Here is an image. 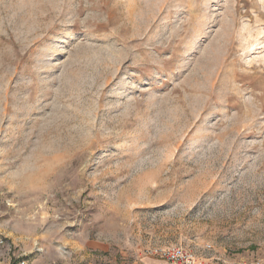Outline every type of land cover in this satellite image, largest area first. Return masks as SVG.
<instances>
[{"label": "rangeland", "instance_id": "obj_1", "mask_svg": "<svg viewBox=\"0 0 264 264\" xmlns=\"http://www.w3.org/2000/svg\"><path fill=\"white\" fill-rule=\"evenodd\" d=\"M171 246L264 264V0H0V264Z\"/></svg>", "mask_w": 264, "mask_h": 264}, {"label": "built area", "instance_id": "obj_2", "mask_svg": "<svg viewBox=\"0 0 264 264\" xmlns=\"http://www.w3.org/2000/svg\"><path fill=\"white\" fill-rule=\"evenodd\" d=\"M210 248V247H207ZM149 254L157 259L161 260L164 264H205L203 259L195 255L189 250L182 247H157L152 249ZM24 264V263H18ZM238 264H261L260 261L250 262L244 261Z\"/></svg>", "mask_w": 264, "mask_h": 264}]
</instances>
